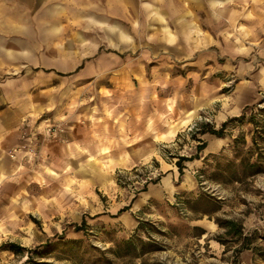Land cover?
Wrapping results in <instances>:
<instances>
[{
    "label": "crops",
    "instance_id": "1",
    "mask_svg": "<svg viewBox=\"0 0 264 264\" xmlns=\"http://www.w3.org/2000/svg\"><path fill=\"white\" fill-rule=\"evenodd\" d=\"M16 1L0 0V193L37 186L47 217L87 211L82 181L108 191L95 223L114 237L158 219L180 174L164 148L264 90V0H22L20 14ZM152 161L162 174L145 191L118 185L116 171Z\"/></svg>",
    "mask_w": 264,
    "mask_h": 264
},
{
    "label": "rangeland",
    "instance_id": "2",
    "mask_svg": "<svg viewBox=\"0 0 264 264\" xmlns=\"http://www.w3.org/2000/svg\"><path fill=\"white\" fill-rule=\"evenodd\" d=\"M22 4V0H17L12 7L20 14ZM254 105L253 110L245 111L243 120L228 127L225 136L219 138L222 141L217 150L210 141L212 135H207L209 140L202 139L206 148L200 158L188 166L184 162L183 173L172 181L173 193L164 215L141 220L144 229H135L126 237H114L117 230L96 225V217L100 215H95L97 207L107 205L110 200L108 191L96 185L92 187L82 181L76 184L78 193L84 194L77 195L76 200L86 204L87 211L82 206H72L50 217L41 212L36 201L43 199L37 195V186H31L30 196L22 197L21 191L9 196L0 193V264H264L261 257L264 255V173L242 177L237 166L240 147L233 148L234 139L239 137L251 146L254 127L248 120L251 116L259 121L264 119L259 112L264 107V90ZM194 117L189 114L178 126L190 123ZM205 122L220 127L208 116L198 118L178 141L164 148L167 162L176 166L178 156L196 153L199 144L196 129ZM229 162L231 168L227 172L221 170H226ZM101 167L111 169L110 165ZM234 171L238 172V181L230 177ZM161 174L156 161L136 170L115 172L118 185L135 196ZM83 219L86 227L75 231L74 225L81 224ZM225 221L241 226L243 237L251 244L249 250L236 251L244 241L220 226ZM120 241H133L136 253L127 257L115 255L127 250L117 249ZM47 243L49 247H44ZM11 244L29 249L30 258L25 252L14 254L9 250Z\"/></svg>",
    "mask_w": 264,
    "mask_h": 264
},
{
    "label": "trees",
    "instance_id": "3",
    "mask_svg": "<svg viewBox=\"0 0 264 264\" xmlns=\"http://www.w3.org/2000/svg\"><path fill=\"white\" fill-rule=\"evenodd\" d=\"M254 107L255 105L246 107V109L241 113V115H239L238 117H231L227 119L226 121L220 124L219 128H216L214 125L208 122H205V123H202L200 127H198L196 130L199 135L210 134L217 138H223L226 134V130L228 129V127L232 125L235 121L243 120L246 117L245 111L253 110ZM259 112L264 117V107L259 109ZM248 122L251 123L254 127L253 136L251 137V146L247 145V142L245 138L243 137L235 138L233 141L234 149L236 147L237 148L240 147L241 154L239 153V155L241 158L237 166L238 168H240V175H242V177H251L259 173H264V146H263L264 145V119L262 121H259V120H255L254 116H251ZM198 141H199V144L196 146V153L194 155L178 156L177 161H176V166L180 174L183 173V169L185 168L184 162L192 161L194 159H199L200 158L199 153H201L202 150L205 149L206 142L200 139H198ZM228 164H230V162ZM231 164L227 165L226 170L224 169H221V170L227 172L231 168ZM218 168H220V165H218ZM237 173H238L237 171H234L231 174L230 177L232 180L238 181L239 178L237 176L238 175ZM159 178L160 177L152 180L151 182L156 183ZM145 189H146V185L143 187L141 191H145ZM86 225H87L86 221L83 219L81 224L74 225L75 231L84 230ZM144 225L145 223L143 221H139V224L136 230H139V231L143 230ZM220 226L229 229V231H231L232 233H235V235H237L240 239L242 238V240L244 241L241 244L240 248L236 250L237 252L250 249L251 244L249 242H246L247 240L246 237H243V232H242V228L240 225L236 224V222H233V221H225L222 224H220ZM62 238L63 237H61L60 239ZM49 245L50 244L47 243L45 244L44 247H49ZM116 247L118 250L121 249L122 247L127 248V250L123 253L119 254L118 252H115V255H117L118 257L131 256L135 254L137 250L133 241H120ZM9 250L12 251L16 255H20L25 252L28 254V259L30 258V254H32L29 249L20 247L16 244H11ZM149 251H155V249H151ZM261 257H263V260H264L263 254L261 255Z\"/></svg>",
    "mask_w": 264,
    "mask_h": 264
},
{
    "label": "built area",
    "instance_id": "4",
    "mask_svg": "<svg viewBox=\"0 0 264 264\" xmlns=\"http://www.w3.org/2000/svg\"><path fill=\"white\" fill-rule=\"evenodd\" d=\"M59 131V128L56 126H51L46 129V134L49 136H54Z\"/></svg>",
    "mask_w": 264,
    "mask_h": 264
}]
</instances>
